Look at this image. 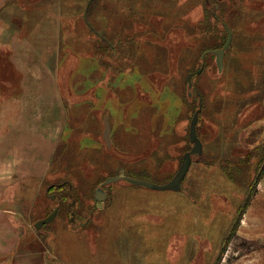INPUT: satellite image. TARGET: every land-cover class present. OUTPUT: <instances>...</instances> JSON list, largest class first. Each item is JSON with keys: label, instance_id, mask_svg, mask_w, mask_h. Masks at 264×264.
<instances>
[{"label": "rangeland", "instance_id": "374dc122", "mask_svg": "<svg viewBox=\"0 0 264 264\" xmlns=\"http://www.w3.org/2000/svg\"><path fill=\"white\" fill-rule=\"evenodd\" d=\"M88 1L0 7L4 37L16 25L42 53L62 52L49 67L65 130L45 174L10 198L22 213L21 248L33 250V264H219L236 224L253 249L237 241L243 248L225 264H264V0H96L87 18L97 34L84 18ZM224 26L232 43L220 72L216 56L203 54L224 47ZM200 109L203 154L180 191L123 179L167 185L194 146L190 126ZM113 177L123 178L105 184Z\"/></svg>", "mask_w": 264, "mask_h": 264}, {"label": "crops", "instance_id": "0c3cea01", "mask_svg": "<svg viewBox=\"0 0 264 264\" xmlns=\"http://www.w3.org/2000/svg\"><path fill=\"white\" fill-rule=\"evenodd\" d=\"M4 1L9 0H0V7ZM6 28L7 36L0 31V50L5 48L7 56L0 64L9 70L0 77V264H33V250L21 248L22 213L13 205L9 207L15 202L10 198L27 191L31 181L45 174L52 146L65 130L66 110L52 82L56 78L49 65L56 60L50 52L42 53L31 39L20 36L19 26L9 24ZM61 55L59 52L53 58Z\"/></svg>", "mask_w": 264, "mask_h": 264}, {"label": "water", "instance_id": "95a60500", "mask_svg": "<svg viewBox=\"0 0 264 264\" xmlns=\"http://www.w3.org/2000/svg\"><path fill=\"white\" fill-rule=\"evenodd\" d=\"M95 0H89L85 9V14H84V18L86 23L88 24V26H90V28L92 29L93 27H91V24L88 21V10L90 8V6L92 5V3ZM226 29L228 31V38H227V42L224 45L223 48L221 49H217L215 50H211V51H207L203 54V58L209 54L212 53L216 56V62L219 68V71L222 72L223 68H224V60H225V55H226V51H228L231 43H232V31L229 28V26H226ZM94 30V29H92ZM94 32L97 34V32L94 30ZM203 71V68L198 71L197 75H200ZM195 75V73H192L188 76V85H189V89L192 88V77ZM200 106H202V98H200ZM200 107V108H201ZM200 110H198L193 119L191 120V126H190V140L191 142L194 144V146L192 147V150L187 152L184 156V160L182 163V166L180 168V170L178 171V173L175 175V177L166 184L164 185H157L145 180H141V179H134L131 177H113L112 179H109L108 181H106L105 184H110L113 182H117L122 180V178L127 182L133 184V185H137V186H144L150 189H154V190H176V191H180V189H182V183L184 181V179L186 178L190 167L192 165L193 160H197L201 157V155L203 154V144L200 140V138L198 137L197 134V124L199 121V115H200ZM110 135H111V127L110 124L108 123V119L106 118L105 120V131H104V140L107 143L108 147H110L111 144V140H110ZM105 193L103 190L98 189L96 191V199L98 201L104 200L105 199ZM59 209H56L53 213H51L47 218L40 220L36 223V228L40 229L42 226L46 225V224H50L54 221V219L56 218V216L58 215Z\"/></svg>", "mask_w": 264, "mask_h": 264}, {"label": "flooded vegetation", "instance_id": "af4514ba", "mask_svg": "<svg viewBox=\"0 0 264 264\" xmlns=\"http://www.w3.org/2000/svg\"><path fill=\"white\" fill-rule=\"evenodd\" d=\"M258 182V181H257ZM53 187V186H52ZM58 188H61V186H58ZM53 199H56L58 202H59V204H62V200H63V196L62 195H56V196H53ZM73 207H74V205L72 204V205H70L69 206V208H68V211L71 213V218L72 219H75V216H76V214L75 213H72V210H73ZM58 209H59V211H60V206L59 207H57ZM59 213V212H58ZM243 214H244V212L243 211H241L240 213H239V219L238 220H240L242 217H243ZM241 217V218H240ZM235 225L236 224H234L233 226H232V228H231V230H230V235H229V237L227 238V240H226V244H225V246L222 248V252H221V255L219 256V260H218V263L219 264H225V263H227V258H228V256H231L232 255V253H236V251H239V249H237V246H238V244H239V242H237V241H248V242H253V240L252 239H250V240H247L248 238H242V237H244V236H241V235H239L237 232L235 233ZM233 234V235H232ZM238 237V238H237ZM236 238H237V240H236ZM244 239V240H243ZM236 241V242H235ZM250 242V243H251ZM249 243V244H250ZM242 244L243 243H241V246H242ZM246 245H247V243H245ZM253 245H254V242L251 244V246H250V248H246V250L248 251V252H250V251H252V247H253ZM236 246V247H235ZM239 247H240V244H239ZM236 248V249H235ZM240 248H243V247H240ZM245 249V248H244ZM240 253V252H239ZM242 254L240 253V255H239V257L241 256ZM236 259V258H235Z\"/></svg>", "mask_w": 264, "mask_h": 264}, {"label": "trees", "instance_id": "16d2710c", "mask_svg": "<svg viewBox=\"0 0 264 264\" xmlns=\"http://www.w3.org/2000/svg\"><path fill=\"white\" fill-rule=\"evenodd\" d=\"M95 1H96V0H95ZM93 3H94V2H93ZM93 3H92V4H93ZM91 6H92V5H91ZM215 21H216L217 23H219V20H215ZM224 28H225V30H226L225 32L227 33V36H228V31H227V29H226V27H225V26H224ZM103 40H105V39H103ZM226 41H227V40H226ZM105 42L107 43V42H108V40H105ZM108 44H109V42H108ZM223 46H224V45H223ZM109 47H110V45H109ZM112 48H113V47H112ZM110 49H111V48H110ZM197 72H198V71H197ZM197 72H194V73H195V75H196V73H197Z\"/></svg>", "mask_w": 264, "mask_h": 264}]
</instances>
